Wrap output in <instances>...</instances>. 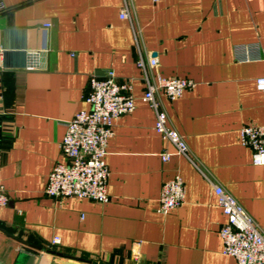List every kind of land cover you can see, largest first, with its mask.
Masks as SVG:
<instances>
[{
  "label": "crops",
  "instance_id": "obj_1",
  "mask_svg": "<svg viewBox=\"0 0 264 264\" xmlns=\"http://www.w3.org/2000/svg\"><path fill=\"white\" fill-rule=\"evenodd\" d=\"M0 53L8 38L25 43L32 68L1 71L0 186L9 204L0 227L43 249L105 264H238L225 255L227 217L213 183L264 231V166L254 165L241 129L264 126V0H0ZM127 4L131 18H121ZM50 22L47 47L42 26ZM7 32H11L7 36ZM136 33L165 77L195 86L177 100L161 96L169 125L186 139L194 165L155 130L143 101ZM36 54V55H34ZM134 78L135 109L116 119L107 144L110 200L45 195L67 123L88 111L93 71ZM173 154L164 162L161 154ZM179 175L185 202L159 212L164 183ZM55 238L60 243L50 248ZM20 243L0 231V262L13 264ZM41 264H84L43 255Z\"/></svg>",
  "mask_w": 264,
  "mask_h": 264
},
{
  "label": "built area",
  "instance_id": "obj_2",
  "mask_svg": "<svg viewBox=\"0 0 264 264\" xmlns=\"http://www.w3.org/2000/svg\"><path fill=\"white\" fill-rule=\"evenodd\" d=\"M5 8L0 1V12ZM120 17L131 18L127 4L123 7ZM51 28L50 22L42 26L44 48L47 47ZM135 45L138 53L136 64L141 70L144 84L142 99L156 114V132L175 147L176 154L187 157L196 165L186 139L169 125L168 114L160 100L161 96L169 100L181 98L185 91L195 86V82L187 78L163 76L159 71L158 58L144 52L139 33H136ZM134 81V78L120 79L110 69L91 73L86 96L90 109L76 113L67 123L66 134L60 145L63 161H58L48 176L46 196L57 200L74 198L99 203L109 202L106 148L113 135L114 121L135 109ZM257 88L264 91V77L257 80ZM1 125L2 128L6 127V120ZM240 137L242 144L252 150L253 164L264 166V126H244ZM172 156V153L164 152L161 159L166 162ZM213 191L227 217V222L220 228L224 254L234 257L238 264H264V231L224 187L213 183ZM9 201L5 188L0 186V208L7 206ZM184 202L185 184L177 175L164 183L158 210L162 214H168ZM59 243L60 239L55 238L50 246L53 248Z\"/></svg>",
  "mask_w": 264,
  "mask_h": 264
},
{
  "label": "water",
  "instance_id": "obj_3",
  "mask_svg": "<svg viewBox=\"0 0 264 264\" xmlns=\"http://www.w3.org/2000/svg\"><path fill=\"white\" fill-rule=\"evenodd\" d=\"M10 34L11 32H9V34L7 32V36ZM33 57L36 56H33L32 54L28 53L24 42L15 45L7 38L3 44V49L0 53V76H1V71L25 69L29 67L30 60ZM0 83H1V79H0ZM1 97H2V93H1V85H0V104L2 103ZM2 109L3 107L0 106V110ZM0 231L16 239L21 245L18 250V256L13 264H41L43 261V255L45 253L53 256L64 257L71 260L80 261L84 264H105V263H99L91 259L69 255L67 253L57 251L54 249H43L38 245H35L19 237H16L15 235L10 233L3 227H0ZM0 264L2 263L0 262Z\"/></svg>",
  "mask_w": 264,
  "mask_h": 264
},
{
  "label": "trees",
  "instance_id": "obj_4",
  "mask_svg": "<svg viewBox=\"0 0 264 264\" xmlns=\"http://www.w3.org/2000/svg\"><path fill=\"white\" fill-rule=\"evenodd\" d=\"M4 119H6V117H3V118L0 117V147L3 146L5 144V142L7 141V139L3 138L2 131H1V128H2L1 124L3 122H5V121H3ZM50 248H52V247H50Z\"/></svg>",
  "mask_w": 264,
  "mask_h": 264
},
{
  "label": "rangeland",
  "instance_id": "obj_5",
  "mask_svg": "<svg viewBox=\"0 0 264 264\" xmlns=\"http://www.w3.org/2000/svg\"><path fill=\"white\" fill-rule=\"evenodd\" d=\"M8 123V122H7Z\"/></svg>",
  "mask_w": 264,
  "mask_h": 264
}]
</instances>
